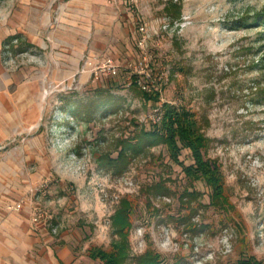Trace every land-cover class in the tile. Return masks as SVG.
I'll return each instance as SVG.
<instances>
[{"label":"rangeland","instance_id":"obj_1","mask_svg":"<svg viewBox=\"0 0 264 264\" xmlns=\"http://www.w3.org/2000/svg\"><path fill=\"white\" fill-rule=\"evenodd\" d=\"M102 1L0 0V205L116 264H264V0ZM165 103L203 156L136 150Z\"/></svg>","mask_w":264,"mask_h":264},{"label":"crops","instance_id":"obj_2","mask_svg":"<svg viewBox=\"0 0 264 264\" xmlns=\"http://www.w3.org/2000/svg\"><path fill=\"white\" fill-rule=\"evenodd\" d=\"M102 2L89 0L93 18L106 10ZM38 226L31 223L29 209L9 211L0 205V264H90L91 258L77 252L67 236L58 239Z\"/></svg>","mask_w":264,"mask_h":264},{"label":"trees","instance_id":"obj_3","mask_svg":"<svg viewBox=\"0 0 264 264\" xmlns=\"http://www.w3.org/2000/svg\"><path fill=\"white\" fill-rule=\"evenodd\" d=\"M131 85L134 89L140 92L142 100L148 104L160 103V92L158 90H152L151 92L143 90L140 85L139 75H133ZM161 122L154 123L151 129H142L139 134L135 137L137 139V151L143 150L145 147H154L163 145L167 147L173 161L180 163L179 152L181 151V143H183L187 149L190 150L193 159L197 158L200 154L203 156V144L200 141L199 136L193 140L191 139V133L196 132L198 128L192 125L189 121V112L172 107L165 103L161 109ZM88 251V255L93 260L107 259V264H116L119 259L122 261L125 258L126 249L124 246L113 245V252L106 253L103 250L96 249L95 251ZM98 250V251H97Z\"/></svg>","mask_w":264,"mask_h":264},{"label":"built area","instance_id":"obj_4","mask_svg":"<svg viewBox=\"0 0 264 264\" xmlns=\"http://www.w3.org/2000/svg\"><path fill=\"white\" fill-rule=\"evenodd\" d=\"M128 1L130 3L135 4V3H137L138 0H128ZM162 24H163V26H162L161 30H162V32H165V33L175 32L176 29L178 28V23H175L173 25L170 22L165 20L162 22ZM152 30H154V27H152ZM139 32L141 34V38L138 41V47L142 52L143 60L147 62L146 66H148V62H150L152 60V57L149 56V54H148V48H149V40L151 39V36L153 33H151L150 29H146L145 27H140ZM156 33H158V31H155L154 34H156ZM106 62L107 63L104 66V69H100V70H102L103 73L116 74L115 65L112 63V60H108ZM90 63L91 62H88V65ZM141 65H142V63H141ZM96 74H98V73H96ZM142 88L148 92L152 91V88L149 85H143ZM152 120L156 124L160 122V120H161L160 110H159V114H156L152 117ZM44 187H45L44 184L40 185V187L35 188V192L41 191ZM13 208L15 210H21L22 207L17 205V206H14ZM13 208H11V209H13ZM41 218H42V214L39 211H36L32 217V222H33L32 224H37L41 220Z\"/></svg>","mask_w":264,"mask_h":264}]
</instances>
